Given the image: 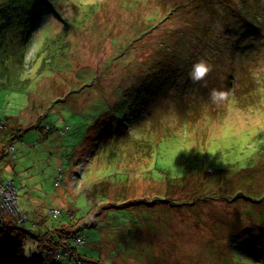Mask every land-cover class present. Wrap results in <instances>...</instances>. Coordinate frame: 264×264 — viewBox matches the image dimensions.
<instances>
[{
  "label": "rangeland",
  "instance_id": "rangeland-1",
  "mask_svg": "<svg viewBox=\"0 0 264 264\" xmlns=\"http://www.w3.org/2000/svg\"><path fill=\"white\" fill-rule=\"evenodd\" d=\"M0 78L26 260L264 264V0H0Z\"/></svg>",
  "mask_w": 264,
  "mask_h": 264
},
{
  "label": "trees",
  "instance_id": "trees-1",
  "mask_svg": "<svg viewBox=\"0 0 264 264\" xmlns=\"http://www.w3.org/2000/svg\"><path fill=\"white\" fill-rule=\"evenodd\" d=\"M9 68H10V66L6 67L7 70ZM1 82H2V80H1ZM52 110L55 111V109H52ZM110 117H112V116H110ZM54 119H52L51 122H46L47 120L41 121V120L37 119L36 122H35V125H36V127L41 128L43 131H47L50 134H55L57 129L58 130L61 129V127L59 126L61 124H59V123H62V121H61V118H60L58 113H57V117L54 118ZM2 121H4V120H2ZM105 122H109V121H105ZM65 132H66V130L62 131V134H64ZM5 143L6 142H4L2 144L3 147H4V145H6ZM7 145H11L12 148L15 147V145L11 144V142L7 143ZM5 149L6 148H3L4 156H6V157L13 156L14 158H15V156H17L16 153H15V150H12V149L9 148V152L7 153L5 151ZM77 175H80V173L78 172ZM204 181L210 183L211 179L208 181L207 179L204 178ZM59 183H62V180H59L58 183L56 182L57 185H60ZM126 185L129 187V183L126 184ZM111 191H113V189H107V193L109 195H112ZM258 200H262V199H258ZM130 203L126 202V203H124V206H128V204H130ZM71 206H73V203H71ZM20 207L27 214V217H28L29 216L28 212H26L22 208L21 205H20ZM55 208L60 210V208H58V207H55ZM53 209L54 208L51 209V215L54 218H58L60 216V214H61V210H60V213L57 216H54L53 211H52ZM66 212L68 213V217L71 219V216L73 214V208H71L69 206V208L66 209ZM34 219H36V223L41 222L40 216H38V217H36ZM29 221H31L30 217H29ZM92 224H94V223L92 222ZM80 227H82V226H80ZM58 228L60 230H62L63 232H67L66 235L68 237H72L73 235L78 234V231H79L78 228L76 230L73 229V226L70 225L67 220L59 222ZM242 228L245 230V228H247V226L243 225ZM259 229H261V226L259 227ZM33 231H34V228H33L32 225L30 227H26V226H24L23 223L18 222L17 220H14V219L12 221H10V222L6 221L5 224L3 225V227L0 229V264H48V263H46L44 258L41 257V256H37L36 258H34L32 260H26L23 256L18 254V250H19L20 246L22 245L23 240L28 235L34 236ZM39 236H44V237H47V238H49L51 240V244H52V246H51V255L49 256V258L51 260L60 259L61 256H62L61 251L58 248L55 247V245H57V244L64 245L65 248H66V253H69L71 251L73 254L77 255L75 249L72 248L69 244H67L66 242L63 241V237L62 236H60L59 239H58V237L53 238L50 229H47L43 234H41ZM39 236H37V237L39 238ZM78 236H83V238H84L83 244H84L86 242L87 235L82 233V234L76 235L75 237H78ZM57 239H58V241H57ZM81 255H79L80 259L83 258V255L82 256Z\"/></svg>",
  "mask_w": 264,
  "mask_h": 264
},
{
  "label": "built area",
  "instance_id": "built-area-1",
  "mask_svg": "<svg viewBox=\"0 0 264 264\" xmlns=\"http://www.w3.org/2000/svg\"><path fill=\"white\" fill-rule=\"evenodd\" d=\"M0 126L3 127L2 120H0ZM52 211L54 216H57L60 213V210L57 208H54ZM10 218L21 223L28 219L27 214L20 207L16 185L13 180L5 181L0 170V229ZM76 241L82 244L84 238L78 236Z\"/></svg>",
  "mask_w": 264,
  "mask_h": 264
},
{
  "label": "clouds",
  "instance_id": "clouds-1",
  "mask_svg": "<svg viewBox=\"0 0 264 264\" xmlns=\"http://www.w3.org/2000/svg\"><path fill=\"white\" fill-rule=\"evenodd\" d=\"M208 71V69L204 66V64L201 62V63H197L196 65H194V72L192 73V75H193V77L195 78V79H199V78H201V77H203L204 76V74L206 73ZM58 181L59 180H57V183H58ZM14 182V181H13ZM59 184H61V183H59ZM28 219L26 220V221H24L23 222V224L25 223V222H28L29 221V216L27 217ZM13 220V218H10L9 220H7V221H12ZM83 237V236H82ZM77 238V237H76ZM76 238H75V241H76ZM76 243H78L77 241H76ZM78 244H80V243H78ZM83 244V243H82Z\"/></svg>",
  "mask_w": 264,
  "mask_h": 264
},
{
  "label": "crops",
  "instance_id": "crops-1",
  "mask_svg": "<svg viewBox=\"0 0 264 264\" xmlns=\"http://www.w3.org/2000/svg\"><path fill=\"white\" fill-rule=\"evenodd\" d=\"M4 143V141L3 142H0V160L1 159H11L10 157H5L4 156V151H3V146H2V144ZM0 170H1V168H0ZM2 172V171H1ZM2 176H3V173H2ZM40 210V208L38 207V208H36L34 211H39ZM30 217V216H29ZM29 222V221H28ZM25 226V225H24Z\"/></svg>",
  "mask_w": 264,
  "mask_h": 264
}]
</instances>
